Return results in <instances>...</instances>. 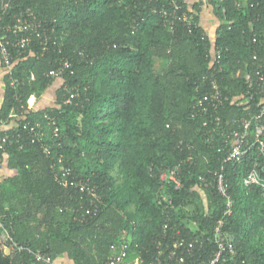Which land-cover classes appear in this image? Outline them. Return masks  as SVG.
Returning a JSON list of instances; mask_svg holds the SVG:
<instances>
[{
    "label": "trees",
    "instance_id": "obj_1",
    "mask_svg": "<svg viewBox=\"0 0 264 264\" xmlns=\"http://www.w3.org/2000/svg\"><path fill=\"white\" fill-rule=\"evenodd\" d=\"M178 1L191 27L175 21L167 28L160 10L168 9V0L14 1L13 12L31 9L54 33L46 51L33 37L16 59L15 89L7 84L10 76L4 81L0 119L4 131L21 140L2 154L0 171L6 162L8 173L0 180V236L7 232L13 250L0 249V264H37L32 254L38 252L70 264H105L122 251L149 261L159 243L176 237L196 241L182 264L210 259L225 199L201 180L212 181L220 169L232 121L259 110V97L243 100L244 74L264 68V0H240V8L235 0H206L221 21L214 38L221 71L210 69L206 58L213 46L200 23L203 1ZM63 61L71 67L56 78L55 102L28 110V99L47 92L55 81L47 74ZM212 81L230 99L216 114L219 122L192 118ZM68 89L76 97L65 104ZM44 115L56 120L59 138ZM24 124L40 125L45 135L39 140ZM256 154L225 166L232 209L224 231L234 235L238 264H264L262 191L243 185L256 161L264 165ZM63 167L71 169L66 187L57 182ZM176 168L179 189L160 178Z\"/></svg>",
    "mask_w": 264,
    "mask_h": 264
},
{
    "label": "built area",
    "instance_id": "obj_2",
    "mask_svg": "<svg viewBox=\"0 0 264 264\" xmlns=\"http://www.w3.org/2000/svg\"><path fill=\"white\" fill-rule=\"evenodd\" d=\"M16 0H0V21L3 16L11 15L8 25H0V82L5 88L6 76H10L7 84L12 89L18 86V81L12 78V70L15 66L16 59L26 54L29 50V46L33 37H35L42 51L47 50L48 41L51 40L53 29H48L44 27L38 17L31 9H25L18 13L12 11V4ZM202 2L201 0H195L192 4ZM240 0H235V6L240 8ZM186 4L189 0H185ZM211 6V5H210ZM168 9L166 7L161 8L160 13L163 16L165 24L169 30H172L174 22L182 23L188 27L192 26V18H189L183 9V5L179 3L178 0H168ZM190 7V6H189ZM192 10V7H190ZM224 14V10L221 11ZM196 14V13H195ZM221 23V21H220ZM255 42V39H253ZM54 43V42H53ZM209 53L207 52L206 58L209 60L210 69L221 71L220 62L222 60L221 50L216 49L214 41ZM253 60L256 61L257 57L254 56ZM71 65L67 61H63L60 66H56L52 69L47 76L50 78H60L66 69L70 68ZM264 68L260 64L257 66L255 72L247 71L244 74V80L248 86V91L245 94L246 97L243 98L244 101H251L254 97H259L260 102L258 104L259 110L257 113L242 119L233 120L236 128L230 129L228 133H224L223 137L227 140L224 148L227 149V154L222 161L219 170L213 173L212 181H207L202 179L204 186H213L217 193L225 199L224 203V213L220 220H218L212 236V241L216 246L215 251L208 261H203L200 264H238L234 258L236 257V249L234 245V235L224 231L225 217L231 213L232 209V198L228 192V185L225 180V166L226 165H239L249 151H256L258 157L264 159ZM240 74V72H238ZM30 79L34 78L30 76ZM69 97L65 98L64 103H69L76 97V94L71 90H67ZM230 99L224 96L215 81L211 82V94L204 97L203 101L196 103L193 107L194 112L191 117L196 118L198 116H206L214 118L216 122H219L220 118L216 116L218 111L224 107L226 102ZM234 101V100H233ZM212 108V109H211ZM27 109L33 110V105L30 104V99L27 101ZM10 117L15 118L16 115L12 112ZM44 119L47 121L48 126L51 129L52 136L55 138L60 137V128L57 126L55 119L44 115ZM4 122L0 119V167L2 163V154L8 147H12L20 144V134L14 132L9 134L4 131ZM37 130L34 126L30 124L22 125V129L27 131L28 134L35 133L36 138L39 140L41 136L45 135L40 125L37 126ZM39 134V135H38ZM34 141V139L32 140ZM42 151L45 155L50 154V149L47 145H43ZM71 169L68 167H63L60 169V178L57 182L62 186L66 187L69 183L67 179ZM179 174V169L176 168L169 173L161 174L160 178L163 182L172 183L175 185L176 189H179L181 182L177 175ZM75 181H70L73 184ZM77 186V183L75 182ZM243 185L245 187L249 186H259L262 191L264 199V165L260 166L259 162L256 161L249 173L243 178ZM82 191H86V188H81ZM92 192V189H88ZM91 195V194H90ZM92 196L95 197L94 194ZM96 206H94L95 208ZM88 211L87 213H89ZM2 226L0 224V230ZM166 229V228H165ZM11 238L8 236L7 232L2 230L0 236V249L8 254L13 250L12 243L9 241ZM196 244V241H187L183 238L176 237L169 244L159 243L157 246L156 253L151 255L149 261L143 259L140 255L135 256L132 260H129L127 254L122 251V253L109 257L105 264H182L183 263V253L191 254L192 250ZM162 245V246H160ZM30 253V252H29ZM34 262L37 264H55L54 260L50 255L46 253H34L32 254ZM233 260V261H232Z\"/></svg>",
    "mask_w": 264,
    "mask_h": 264
},
{
    "label": "crops",
    "instance_id": "obj_3",
    "mask_svg": "<svg viewBox=\"0 0 264 264\" xmlns=\"http://www.w3.org/2000/svg\"><path fill=\"white\" fill-rule=\"evenodd\" d=\"M212 8L211 15L208 17L202 18V15H200V23L201 26L204 28L205 35L209 38L211 43L214 41V38L216 37V30L220 24L219 18L215 15ZM60 82L55 79L53 85L49 87L46 93H44L41 97H35L32 96V102L30 101V104L33 105V109L35 108H47L52 106V104L55 102V90L58 88ZM4 92V87L2 83L0 82V106L2 103V94ZM5 129H7L5 127ZM8 173L7 167H6V162L2 165L1 171H0V180L4 178ZM56 264H70L69 260L66 257H62L56 260Z\"/></svg>",
    "mask_w": 264,
    "mask_h": 264
},
{
    "label": "rangeland",
    "instance_id": "obj_4",
    "mask_svg": "<svg viewBox=\"0 0 264 264\" xmlns=\"http://www.w3.org/2000/svg\"><path fill=\"white\" fill-rule=\"evenodd\" d=\"M193 1H195V0H189V3L192 4ZM201 1H203V4L201 5V12H200V15H202V18L210 16V15H211V12H212V8L210 7V4H209L206 0H201ZM158 65H159V63L156 62V64L154 65V67L156 68ZM30 101H31V102L33 101L32 98H31ZM201 194H202V193H201ZM163 197H164V198H167V195L164 193V194H163ZM192 229H194V227H193ZM122 248H123V247H122ZM123 250H124V248H123ZM137 255H138V254H133V255H131L128 259H129V260H132V259H133L135 256H137Z\"/></svg>",
    "mask_w": 264,
    "mask_h": 264
},
{
    "label": "clouds",
    "instance_id": "obj_5",
    "mask_svg": "<svg viewBox=\"0 0 264 264\" xmlns=\"http://www.w3.org/2000/svg\"><path fill=\"white\" fill-rule=\"evenodd\" d=\"M55 79H56V78H55ZM31 97H32V96H31ZM31 97L29 98L30 100H31ZM29 99H28V100H29ZM54 262H55V261H54ZM55 264H56V262H55Z\"/></svg>",
    "mask_w": 264,
    "mask_h": 264
}]
</instances>
